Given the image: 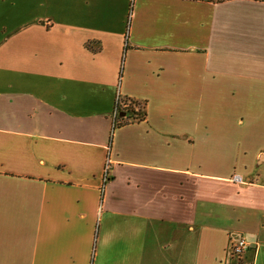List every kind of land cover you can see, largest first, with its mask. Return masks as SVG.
<instances>
[{
	"label": "crops",
	"instance_id": "obj_1",
	"mask_svg": "<svg viewBox=\"0 0 264 264\" xmlns=\"http://www.w3.org/2000/svg\"><path fill=\"white\" fill-rule=\"evenodd\" d=\"M0 264H264V0H0Z\"/></svg>",
	"mask_w": 264,
	"mask_h": 264
},
{
	"label": "built area",
	"instance_id": "obj_2",
	"mask_svg": "<svg viewBox=\"0 0 264 264\" xmlns=\"http://www.w3.org/2000/svg\"><path fill=\"white\" fill-rule=\"evenodd\" d=\"M129 102L123 103L121 99L118 97L115 102V107L113 111L112 118L114 119V123L119 121L120 119V112L125 113L124 110L128 107ZM138 108L135 107V110L137 111ZM138 119H135L134 121H137ZM107 170V167H106ZM234 181H239V177H234ZM249 249V243L245 240V238L240 237L237 240H230L227 246V253L234 258L240 259L244 253Z\"/></svg>",
	"mask_w": 264,
	"mask_h": 264
},
{
	"label": "trees",
	"instance_id": "obj_3",
	"mask_svg": "<svg viewBox=\"0 0 264 264\" xmlns=\"http://www.w3.org/2000/svg\"><path fill=\"white\" fill-rule=\"evenodd\" d=\"M121 101L123 103H127L128 101L129 104L126 110H124L125 113L123 114V116L125 115V117H120L119 121L114 123V126L118 127L128 122L134 121L135 119L142 120L145 118V113L143 110L144 106L142 104L128 98L121 99ZM135 107L138 108L137 111L135 110Z\"/></svg>",
	"mask_w": 264,
	"mask_h": 264
}]
</instances>
